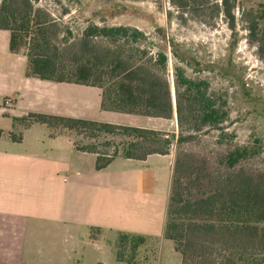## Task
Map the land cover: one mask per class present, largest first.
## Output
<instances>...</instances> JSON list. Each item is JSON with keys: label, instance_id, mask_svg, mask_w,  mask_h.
<instances>
[{"label": "trees", "instance_id": "trees-1", "mask_svg": "<svg viewBox=\"0 0 264 264\" xmlns=\"http://www.w3.org/2000/svg\"><path fill=\"white\" fill-rule=\"evenodd\" d=\"M172 2L184 13L205 18L203 20L207 25L223 17L231 32L236 31L238 0ZM259 9L258 12L247 13L244 10L241 13L252 44L259 42L262 33L260 27L264 24V7ZM0 30L10 33L9 48L12 53H18L24 44L29 47L28 77L98 88L102 91L103 111L164 120L176 119L178 136L144 128L41 114L14 119L26 128L40 124L53 132L61 129L95 141L103 138L105 142L102 143L85 146L75 143L78 151L96 155L97 171L105 170L117 158L143 161L154 154L169 155L174 143L180 147L204 130L223 131V126L229 121L227 103L223 98L210 93L209 82L205 79H192L187 75L189 68L196 72L213 71L215 65L204 67L174 42L168 41V47L179 65L173 69L171 84L165 76L168 63L165 53L159 52L156 59L134 63L132 55L126 59L123 54L100 47L96 42L97 39L138 42L145 35L136 29L90 25L83 32L77 51L66 55L55 43L58 40V27L50 15L35 9L32 0H2ZM258 48L264 54V46L258 45ZM137 52L144 58L147 56L144 51ZM68 59L70 65L65 64ZM218 68L222 76L229 80L235 78L231 63ZM118 139L122 140L121 145L116 143ZM258 154L255 147L238 148L228 154L226 162L233 168L242 160ZM184 175L185 165L177 157L164 238L173 243L176 252L182 256V264H197L195 255L204 250L203 244L209 239L216 242L222 239L242 242L252 250L264 252V175L253 177L239 174L232 184L218 186L210 195L194 201L185 200L182 194ZM146 239L140 235L119 234L118 251L115 253L117 262L135 264L137 250L145 244ZM126 249L130 252L129 258L125 256ZM258 264H264V260Z\"/></svg>", "mask_w": 264, "mask_h": 264}, {"label": "crops", "instance_id": "crops-1", "mask_svg": "<svg viewBox=\"0 0 264 264\" xmlns=\"http://www.w3.org/2000/svg\"><path fill=\"white\" fill-rule=\"evenodd\" d=\"M9 44L0 30V264H111L121 233L162 239L172 153L97 171L96 155L66 131L14 121L41 114L156 130L155 118L103 111L98 88L28 77L26 56Z\"/></svg>", "mask_w": 264, "mask_h": 264}, {"label": "rangeland", "instance_id": "rangeland-1", "mask_svg": "<svg viewBox=\"0 0 264 264\" xmlns=\"http://www.w3.org/2000/svg\"><path fill=\"white\" fill-rule=\"evenodd\" d=\"M1 2L2 0L0 4ZM32 2L35 9H41L54 20L58 27V40L55 43L66 55L77 51V44L90 25L127 27L140 31L145 37L138 42L97 39V44L123 54L126 59L132 55L134 63L156 59L159 52L165 53L168 57L165 76L171 84L174 78L173 69L179 63L172 56L168 41L181 45L182 49L187 50L204 67L208 64L215 65L213 71L196 72L194 69H187L190 78L207 80L210 93L225 100L229 121L223 126V131L204 130L196 134L192 141L180 147L174 143L170 147L174 164L177 157H180L185 165L182 179L185 200L194 201L206 197L218 186L232 184L237 175L242 173L253 177L264 175V54L258 48V45L264 46V24L260 27L262 33L259 42L252 44L246 22L241 19L244 10L250 13L263 8L264 0H238L235 32H231L223 17L214 19L207 25L203 20L205 18L180 11L172 0ZM137 50L144 51L147 56L144 58ZM18 53L27 58L29 47L24 44ZM69 59L65 64H71ZM230 63L235 76L233 80L222 76L218 70V67L224 68ZM151 123L156 131L166 135H179L176 119H154L150 120ZM10 129L20 136L18 127ZM63 132L65 131L61 129L56 130V133ZM65 133L80 146L105 142L103 138L95 141L75 133ZM116 143L121 145L122 140L118 139ZM243 147H255L259 154L230 168L226 157ZM112 152L113 148L110 149V153ZM117 243L118 237L114 241V253L118 251ZM203 245L204 250L195 255L197 264H258L264 260V252L259 249L252 250L242 242H228L223 239L216 242L209 239ZM129 255L130 252L126 249V258ZM135 258V264H182V256L164 236L162 239L147 237L145 244L137 250ZM111 264L125 263L117 262L114 254Z\"/></svg>", "mask_w": 264, "mask_h": 264}]
</instances>
